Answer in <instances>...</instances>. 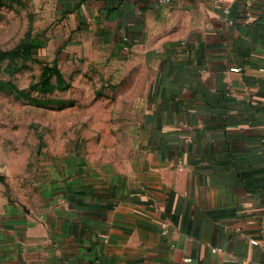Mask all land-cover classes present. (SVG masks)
<instances>
[{
	"label": "crops",
	"instance_id": "0c3cea01",
	"mask_svg": "<svg viewBox=\"0 0 264 264\" xmlns=\"http://www.w3.org/2000/svg\"><path fill=\"white\" fill-rule=\"evenodd\" d=\"M36 1L64 40L152 78L127 160L71 155L0 197V264H261L264 0Z\"/></svg>",
	"mask_w": 264,
	"mask_h": 264
},
{
	"label": "rangeland",
	"instance_id": "374dc122",
	"mask_svg": "<svg viewBox=\"0 0 264 264\" xmlns=\"http://www.w3.org/2000/svg\"><path fill=\"white\" fill-rule=\"evenodd\" d=\"M55 21L36 0H0V197L8 202L60 174L71 155L114 167L137 146L144 96L136 93L151 74L136 66L132 77L127 59L85 52Z\"/></svg>",
	"mask_w": 264,
	"mask_h": 264
},
{
	"label": "built area",
	"instance_id": "2783aa9c",
	"mask_svg": "<svg viewBox=\"0 0 264 264\" xmlns=\"http://www.w3.org/2000/svg\"><path fill=\"white\" fill-rule=\"evenodd\" d=\"M159 2H162V3H167L169 2L170 0H158ZM231 70H237L236 68H232ZM264 71V69H263ZM164 226V224H162ZM260 234H261V237L264 239V217L260 220ZM213 251H218L220 250L219 248H216L214 247L212 249ZM191 262V258L187 257L185 258V263H190ZM261 264H264V261L261 263Z\"/></svg>",
	"mask_w": 264,
	"mask_h": 264
},
{
	"label": "trees",
	"instance_id": "16d2710c",
	"mask_svg": "<svg viewBox=\"0 0 264 264\" xmlns=\"http://www.w3.org/2000/svg\"><path fill=\"white\" fill-rule=\"evenodd\" d=\"M22 50L24 51V52H26V51H30L31 50V47L30 46H23L22 47ZM16 54H18L17 52H11V55H16Z\"/></svg>",
	"mask_w": 264,
	"mask_h": 264
}]
</instances>
